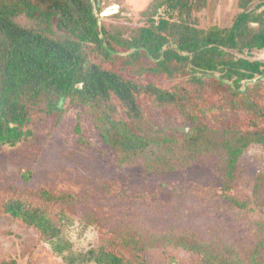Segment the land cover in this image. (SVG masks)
Listing matches in <instances>:
<instances>
[{
    "label": "trees",
    "instance_id": "1",
    "mask_svg": "<svg viewBox=\"0 0 264 264\" xmlns=\"http://www.w3.org/2000/svg\"><path fill=\"white\" fill-rule=\"evenodd\" d=\"M207 5L154 0L133 26L120 24L123 12L102 17L93 0H0V150L32 138L31 127L49 119L58 125L64 98L92 117L119 167L172 173L218 155L220 194L256 217L254 244L239 249L220 236L109 229L95 213L78 217L75 193L9 187L0 192V219L35 231L37 243L0 264H56L36 253L42 243L65 240L76 222L93 227L98 244L82 254L57 244L67 264H149L155 251L165 264H264V173L244 198L235 182L245 152L264 150V61L235 54L264 51V0H238L226 28L201 27ZM118 56L133 79L116 69ZM75 132L85 144L80 120Z\"/></svg>",
    "mask_w": 264,
    "mask_h": 264
},
{
    "label": "rangeland",
    "instance_id": "2",
    "mask_svg": "<svg viewBox=\"0 0 264 264\" xmlns=\"http://www.w3.org/2000/svg\"><path fill=\"white\" fill-rule=\"evenodd\" d=\"M152 1L102 0V5L98 6V0H93L103 12L110 9H116L114 14L123 12L120 24L127 25L130 20L133 26L143 23V13ZM237 2L208 0L207 8L199 15L201 27H230L239 12ZM235 54L264 61V51ZM118 57L116 69L125 78L133 79L135 75L125 66L124 56ZM63 110L58 125L54 119H49L45 124L31 127L32 138L0 150V192L9 187L17 190L47 187L54 192H72L79 198L78 217L95 213L109 229L156 234L193 232L207 238L220 236L239 249L254 244L256 217L232 209L220 194L222 181L215 170L220 163L218 155H208L172 173L149 174L140 165L119 167L116 153L104 144L92 117L72 107L69 101L64 103ZM156 119L167 123L163 117ZM79 120L85 144L77 140L75 129ZM172 125L181 134L188 131L177 120L173 119ZM260 173H264V150L252 146L241 158L236 174L240 198L251 193ZM64 238L60 244L56 242L55 247L59 244L66 248L68 244L77 254L86 253L98 244L97 231L79 222L68 228ZM36 240L35 231L0 219V258L15 257L16 251H19L18 257L27 254ZM55 247L42 243L36 256L46 263L67 264L64 259L67 253L57 255ZM36 256L30 257L35 259ZM149 264H165L163 253L152 252Z\"/></svg>",
    "mask_w": 264,
    "mask_h": 264
},
{
    "label": "water",
    "instance_id": "3",
    "mask_svg": "<svg viewBox=\"0 0 264 264\" xmlns=\"http://www.w3.org/2000/svg\"><path fill=\"white\" fill-rule=\"evenodd\" d=\"M101 5H102V0H98V6H101ZM115 12H116V9L106 10L103 12L102 16L106 17V16L114 14ZM64 103H65V99L62 98L61 103H60V108H63Z\"/></svg>",
    "mask_w": 264,
    "mask_h": 264
}]
</instances>
